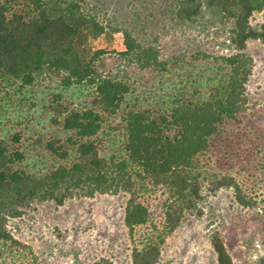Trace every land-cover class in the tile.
Returning <instances> with one entry per match:
<instances>
[{
	"label": "trees",
	"instance_id": "16d2710c",
	"mask_svg": "<svg viewBox=\"0 0 264 264\" xmlns=\"http://www.w3.org/2000/svg\"><path fill=\"white\" fill-rule=\"evenodd\" d=\"M263 8L264 0H0V264H44L7 226L33 202L118 192L126 194L131 264H157L164 237L201 197L200 155L232 141L246 110L252 59L245 49L248 40L264 42V19L251 23ZM205 14L231 21V52L174 78L182 57L163 58L159 37L147 30ZM116 32L123 48L112 50L117 64L106 71L107 49L91 43ZM120 111L121 139L109 125ZM252 146L245 164L260 153ZM214 181L251 205L233 176ZM211 246L216 264H235L218 233Z\"/></svg>",
	"mask_w": 264,
	"mask_h": 264
},
{
	"label": "rangeland",
	"instance_id": "374dc122",
	"mask_svg": "<svg viewBox=\"0 0 264 264\" xmlns=\"http://www.w3.org/2000/svg\"><path fill=\"white\" fill-rule=\"evenodd\" d=\"M263 19L264 8L253 14L251 23L259 24ZM230 26V20L205 14L189 24L174 25L167 18L157 22L152 31L146 30L149 37H159L163 58L171 63L173 58L182 57L172 70L175 78L177 74L187 76L190 66L200 72L207 62L217 65L221 55L229 54L231 50L225 38ZM122 42L120 32L110 37L101 35L92 41L93 48L108 51L104 70L116 66L112 50H121ZM245 52L252 59L246 110L234 124L232 141L211 147L200 155L201 197L195 209L186 212L180 224L164 237L157 264H216L211 246L214 233L220 235L235 264H264V144L260 136L264 131V42L248 40ZM133 75L137 80L142 74ZM36 113L43 115V111ZM120 116L121 111L109 118V125L116 128L110 131L111 136L119 139L122 138ZM45 124L50 131L56 129L47 121ZM252 144V147L261 146L260 153L252 154L251 163L245 164L242 153ZM222 175L235 178L242 193L252 198L251 205L238 203L231 187H213L214 180ZM151 198L153 210L162 196L157 193ZM125 200L126 194L118 192L74 195L62 204L36 201L19 216L9 218L7 226L16 238L34 248L44 264H92L100 257L108 258L113 264H131L132 242L124 225Z\"/></svg>",
	"mask_w": 264,
	"mask_h": 264
}]
</instances>
